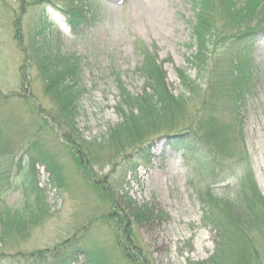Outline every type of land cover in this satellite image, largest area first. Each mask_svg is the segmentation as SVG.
<instances>
[{"label": "rangeland", "instance_id": "obj_1", "mask_svg": "<svg viewBox=\"0 0 264 264\" xmlns=\"http://www.w3.org/2000/svg\"><path fill=\"white\" fill-rule=\"evenodd\" d=\"M69 1L83 4L93 19L76 35L59 10ZM194 9L192 0H0V171L9 177L4 181L9 185L0 188V215L3 208L21 209L32 200L22 185L10 191L14 182L22 179L23 150L30 142L38 144L34 152H44L57 171L55 174L45 164H35L28 181L43 190L48 214L32 223L23 239L6 238L0 251L7 263L34 264L31 258L36 250L52 249L70 238L84 237L107 251L110 264H215L211 260L218 257L222 259L217 260L218 264H239L240 260L243 264H264V211L255 217L253 226H241L244 241L238 242L240 238L235 237L237 242L233 243L225 238L229 234L219 238L222 228L216 229L213 224L226 223L225 209L241 200L240 182L247 172L252 173L264 197V33H258L249 53V92L242 105L233 110L237 119L231 109L228 112L227 106L216 102L215 108H220L217 125L203 130L222 153L235 149L234 160L223 163L216 159L219 176L212 177L211 168L185 161L181 153L167 150L163 137L147 140L149 135L143 136L153 158L148 167H139L134 177L126 176L124 191L132 208L154 207L155 215L161 210L167 219L136 223L128 204L123 202L118 204L120 211L111 213L115 208L97 181L101 182L111 170L105 161L115 151L101 149L99 163L91 162L89 166L82 160L86 152L77 150L85 151L83 140L97 150L104 144L108 128L120 121L115 109L117 78L129 93H141L144 77L138 66L144 51L156 53L169 91L174 95L183 91L176 71L187 69L186 58L195 51L191 31ZM17 18L21 27L18 30ZM40 19L51 47L58 46L63 54L74 53L80 59L79 102L74 119L77 149L68 146L63 138V132L69 134L67 125L62 123L58 129L54 122L57 106L45 91L37 64L28 59L34 54L30 45ZM221 24L217 22L212 38L218 40L212 45L215 51L223 45ZM209 68L210 65L207 73ZM195 72L193 67L186 70L192 80L197 79ZM207 73L198 77L199 85L191 94L185 93V119L189 113L199 111L209 81ZM221 126L228 128L224 135L216 132ZM240 156L245 160L236 163ZM89 170L92 176L86 173ZM105 214L107 219H101ZM118 214L126 217L124 221ZM1 230L0 223V233ZM229 241L227 247L225 243ZM242 243L247 246L246 258L237 252V248L243 249L238 247ZM73 264L87 262L79 256Z\"/></svg>", "mask_w": 264, "mask_h": 264}, {"label": "trees", "instance_id": "obj_2", "mask_svg": "<svg viewBox=\"0 0 264 264\" xmlns=\"http://www.w3.org/2000/svg\"><path fill=\"white\" fill-rule=\"evenodd\" d=\"M192 2L195 9L191 31L194 36L192 46L195 45V51L186 58V63L189 65L187 69L193 67L198 79V77H202V72L207 73V68L210 65V70L207 73L209 81L206 82V92L201 98L199 111L189 113V118L185 119L184 106L188 98L185 93L191 94L194 91V86L199 85L198 80L190 79L186 74L187 69H177L176 76L183 91L174 95L165 83V72L160 63H157L156 53L144 51L142 61L138 66L139 73L144 77L142 91L136 95L129 93L117 78L118 101L115 109L120 121L108 128L104 146H99L97 150H94L93 145V148H90L91 144L84 140L82 143L85 144V151L77 149L78 140L74 139V119L77 115L79 102L78 89H80L81 73L79 57L74 53L63 54L58 46L51 47V41L43 34L44 24L41 19L34 27L33 41L30 45L33 49L32 54H34L28 55V59H32L37 64L43 78L45 91L50 94L57 106L58 116L55 115L57 119L53 118L54 122L58 129H61L62 123L67 125L69 134L63 132V138L68 146L79 150V153L86 152V155L82 157L85 165L98 164L100 161V159L97 160L100 158L98 151L101 149L115 151L114 154L117 156L111 155L107 157V162L105 161V165H109L111 170L104 175L101 182L97 181V184L106 195L108 193V200L115 208L111 213L120 211L118 204L127 203L136 223L154 218H168V215L161 210H158V214L155 215L154 207L147 205L133 206L132 208L127 192L124 191L126 176L132 174L134 177L137 169L148 167L153 158L151 146L146 142L148 139L163 137L164 147L167 150L181 153L185 161L211 168L212 177L221 174L216 168V159L217 161L220 159L222 162L226 159L234 160L235 149L229 154L222 153L210 142L211 137L208 132L205 133L203 130L217 125L220 108H215L216 102H222L221 107L227 106L228 112L231 109L230 112L233 114V110L236 111L237 107L242 105L246 93L249 92L247 85L250 82L246 75L249 53L258 33H264V0L238 2L234 0H192ZM59 10L72 34H79L93 23L92 16L89 15L83 4L69 1ZM219 21L222 22L219 27V36L223 45L219 51H215L216 46L212 45H215L214 41L218 40H212V38ZM15 27L17 30L20 27L18 18ZM208 46L213 49L210 50ZM218 81L223 83L222 86ZM59 115H62L61 119ZM234 117L237 119V115ZM216 132H223L224 135L225 132H228V128L221 126L216 129ZM145 134H148L149 137L146 141H142ZM37 146V143L30 142L23 150L24 164L20 165L22 179L19 183L15 181L10 189L12 192L22 185L30 192L32 200L25 203L21 209L10 211L3 208L0 215L2 226L0 250L5 246L4 241L7 237L23 239L28 235L30 225L40 221L43 216L48 214L43 190L38 188L37 183L28 181V179H31L30 176L33 175L34 166L37 163L45 164L52 173L56 174L57 171L54 167L55 163L44 152L39 151L37 154L36 151L34 152V150L38 151ZM127 147H130L129 151L126 150ZM220 153L223 154V158H219ZM117 157H119V161L116 160ZM161 160H164V156L161 157ZM242 160L245 159L240 156L239 159H236V163H241ZM1 172L0 188L5 184L9 185V182L4 183L9 179L8 175ZM86 173L92 176L91 170ZM239 190L242 193L241 200L237 198L235 203L228 204L225 209L226 223L213 222V224L216 223V226L214 224L216 229L222 228L221 234L218 235L219 238H224V234L225 236L229 234L225 238L231 239L233 243L237 242L235 237L240 238L238 242L244 241L243 233L239 229L244 224L253 226L252 222L255 217L264 211V197L250 171L242 178ZM258 207L261 209L259 210ZM111 213L108 215L111 216ZM106 215L100 218L107 219ZM252 215L254 218H251ZM118 217L122 221L126 218L121 214H118ZM125 235H128V231L125 232ZM128 240L130 239L128 238ZM229 243L230 241L228 244L225 243L227 247L230 246ZM240 245L238 247L243 249L237 248V252L246 258L247 246ZM79 256H82L87 264H110L107 251L84 237L70 238L52 249L36 250L32 253L31 259L34 264H73L78 262ZM218 256L219 252L216 257ZM217 260L221 261L222 259L218 257L215 261L212 259L211 262L218 264ZM0 264L13 263H7L0 251ZM239 264H243V261L240 260Z\"/></svg>", "mask_w": 264, "mask_h": 264}]
</instances>
